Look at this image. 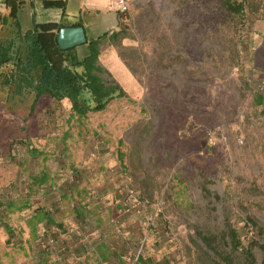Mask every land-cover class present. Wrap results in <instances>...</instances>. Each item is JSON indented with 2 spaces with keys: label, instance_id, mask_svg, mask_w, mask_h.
I'll return each mask as SVG.
<instances>
[{
  "label": "rangeland",
  "instance_id": "374dc122",
  "mask_svg": "<svg viewBox=\"0 0 264 264\" xmlns=\"http://www.w3.org/2000/svg\"><path fill=\"white\" fill-rule=\"evenodd\" d=\"M114 1L90 13L84 1L69 0L65 16L82 17L91 40L109 32L100 62L127 97L82 116L67 99L45 95L35 104L33 92L7 90L2 76L11 66L0 69V249L11 248L8 237L24 243L23 218L44 208L45 195L59 192L62 199L63 188L93 183L96 175L82 179L80 172L89 166L82 153L92 151L116 154L111 160L124 168L118 190L133 189L152 203L140 215L122 207L138 217L142 236L148 234L145 258L245 264L252 248L262 264L264 0H244L241 14L228 12L221 0H130L126 15L113 10ZM16 2L23 31L32 29V2ZM5 4L0 0V42L15 38L18 47ZM114 31L122 33L111 38ZM77 54L83 58L86 49ZM80 101L92 104L88 93ZM148 213L155 223L144 228ZM228 223L244 250L226 237Z\"/></svg>",
  "mask_w": 264,
  "mask_h": 264
},
{
  "label": "crops",
  "instance_id": "0c3cea01",
  "mask_svg": "<svg viewBox=\"0 0 264 264\" xmlns=\"http://www.w3.org/2000/svg\"><path fill=\"white\" fill-rule=\"evenodd\" d=\"M30 1L35 23L63 22L69 26L81 24L85 28L82 17L71 20L65 16L67 11L59 7H45L43 0ZM82 1L89 6L87 11L90 13L99 12L103 2H112ZM87 153L84 151L81 159L83 165L89 163L87 168H83L86 171L80 170L79 166L77 168L82 172V179L86 175L88 178L96 175L97 178L92 184L88 182L87 185L81 183L63 188L62 199L58 198L59 192L45 195L44 208L38 207L36 215L29 214L23 218L24 236L21 241L24 243L17 244L14 236L6 239L11 248L0 249V264H142L144 261L156 264L160 260L159 254L149 259L144 254L134 262L143 234L138 217L123 213L122 194L118 189L124 168L121 163L116 168L117 162L111 160L116 154ZM30 208L23 210L27 212ZM6 228L10 231L9 226ZM155 239V243H159L161 238ZM166 247L172 252V245L166 244ZM156 248H162V245L158 244Z\"/></svg>",
  "mask_w": 264,
  "mask_h": 264
},
{
  "label": "trees",
  "instance_id": "16d2710c",
  "mask_svg": "<svg viewBox=\"0 0 264 264\" xmlns=\"http://www.w3.org/2000/svg\"><path fill=\"white\" fill-rule=\"evenodd\" d=\"M221 1L231 14L244 11V0ZM6 3L11 8L10 18L14 20L13 25L20 40L18 47L15 38L0 42V69L11 66L10 71L2 76V84L7 90L15 87L19 95L26 91L33 92L35 104L45 95L58 102L67 99L71 103V110L82 116L103 111L112 100L127 97L126 91L100 62L102 41L108 37L109 32L97 40L88 39L87 44L64 51L59 46L58 34L60 29L69 25L63 22L35 23L32 29L23 31L17 18L19 5L16 0H6ZM43 3L45 7H59L63 11L66 9L63 0H43ZM121 33L114 31L111 38L119 37ZM82 48L86 49L83 58L77 54ZM84 93L90 95L92 104L82 105L80 100ZM249 224L256 225L253 220ZM225 234L234 249H245L238 230L231 223H228ZM202 240L210 249H215L208 237H202ZM257 245L264 252V244ZM245 252V264H256L252 248H246Z\"/></svg>",
  "mask_w": 264,
  "mask_h": 264
},
{
  "label": "built area",
  "instance_id": "2783aa9c",
  "mask_svg": "<svg viewBox=\"0 0 264 264\" xmlns=\"http://www.w3.org/2000/svg\"><path fill=\"white\" fill-rule=\"evenodd\" d=\"M7 7V4H5V8ZM130 9V0H115L113 4V10L116 12H119L123 15H126L129 12ZM122 194V200L121 204L124 208L125 212L127 213H136V214H144L148 211H150L151 208V202L147 199H138L137 193L135 190L131 189L129 190L126 188L124 191H121ZM156 216L154 214H147L146 222L143 223L144 228L148 227L151 228L153 224L155 223ZM149 244V238L148 234H145L143 236V239L140 242V245L138 247V251L135 256L134 262H138L141 258V255L145 248Z\"/></svg>",
  "mask_w": 264,
  "mask_h": 264
},
{
  "label": "water",
  "instance_id": "95a60500",
  "mask_svg": "<svg viewBox=\"0 0 264 264\" xmlns=\"http://www.w3.org/2000/svg\"><path fill=\"white\" fill-rule=\"evenodd\" d=\"M59 46L67 51L88 43V37L83 26H68L60 29L58 34Z\"/></svg>",
  "mask_w": 264,
  "mask_h": 264
}]
</instances>
